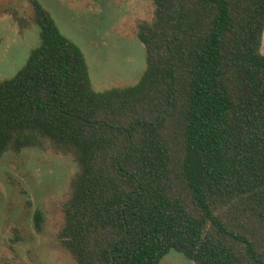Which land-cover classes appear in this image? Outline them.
<instances>
[{"label":"trees","instance_id":"1","mask_svg":"<svg viewBox=\"0 0 264 264\" xmlns=\"http://www.w3.org/2000/svg\"><path fill=\"white\" fill-rule=\"evenodd\" d=\"M150 1L143 75L103 92L33 1L40 44L0 80V157L76 163L57 234L75 264H264V0Z\"/></svg>","mask_w":264,"mask_h":264},{"label":"rangeland","instance_id":"2","mask_svg":"<svg viewBox=\"0 0 264 264\" xmlns=\"http://www.w3.org/2000/svg\"><path fill=\"white\" fill-rule=\"evenodd\" d=\"M33 1L49 10L61 32L82 49L96 92L140 80L147 57L137 29L153 19L150 0H0V80L15 76L40 44ZM21 19L30 25L22 28ZM76 171L71 157L51 150L0 157V264H75L57 234ZM37 209L45 216L41 232ZM162 264L196 263L171 252Z\"/></svg>","mask_w":264,"mask_h":264}]
</instances>
